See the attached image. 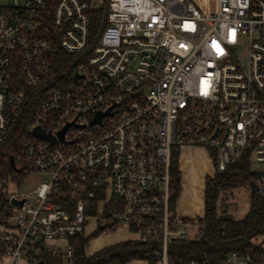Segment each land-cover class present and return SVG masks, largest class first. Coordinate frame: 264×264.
Instances as JSON below:
<instances>
[{"label":"built area","instance_id":"obj_1","mask_svg":"<svg viewBox=\"0 0 264 264\" xmlns=\"http://www.w3.org/2000/svg\"><path fill=\"white\" fill-rule=\"evenodd\" d=\"M206 1L214 9L194 0L0 4V144L33 90L41 101L30 140L12 157L16 172L49 176L31 196L8 195L4 264L39 254L74 264L71 241L87 215L159 243L151 256L168 264V242L190 239L195 223L169 208L170 158L182 147L213 148L215 173L248 154L252 192L264 198V0ZM240 35L245 69L232 52ZM57 53L70 58L69 73ZM37 127L54 142L35 137ZM223 264H264V254L231 251Z\"/></svg>","mask_w":264,"mask_h":264},{"label":"trees","instance_id":"obj_2","mask_svg":"<svg viewBox=\"0 0 264 264\" xmlns=\"http://www.w3.org/2000/svg\"><path fill=\"white\" fill-rule=\"evenodd\" d=\"M57 55L61 72L69 73L73 65L70 63L67 66L65 62L70 58L62 53H57ZM40 101L33 90H28L23 113L18 117H13L7 136L0 144V225L6 224L11 214V205L8 203V183L11 181L21 183L25 177L12 169L9 157H15L21 143L30 140L26 127L31 122L35 108ZM178 155L177 149L172 151L169 167V189L171 191L169 208L172 211H174L175 199L180 190ZM255 175L256 173L251 170L249 156L245 154L236 163L228 166L224 172H214L212 176L205 177L202 217L181 219L191 223L195 222L197 233L187 240L172 239L168 242V264H187L192 260L207 264H223L225 257L231 251L249 254L254 258L264 254V249L253 241L257 236L264 234V198L252 192L247 212L238 219L223 212L217 213L219 194L235 189L246 182L252 184ZM90 208L88 213L94 214L95 203H92ZM108 215V207L105 206L102 216L107 217ZM102 230L98 228L95 235L101 233ZM129 230L134 231L132 228ZM71 243L73 244L74 264H127L131 261H145L153 264L156 259L151 256V253L160 249L159 243L151 240L133 239L117 242L91 256H86L85 248L88 239L85 236H79ZM0 259H2L1 252ZM32 261L34 264H61L59 258L45 254L33 256Z\"/></svg>","mask_w":264,"mask_h":264},{"label":"rangeland","instance_id":"obj_3","mask_svg":"<svg viewBox=\"0 0 264 264\" xmlns=\"http://www.w3.org/2000/svg\"><path fill=\"white\" fill-rule=\"evenodd\" d=\"M202 7L206 8L208 5L210 9H214L212 2L206 0H194ZM13 0H0V4H11ZM233 56L236 63L246 68L248 58V37L247 35H240L238 37L237 44L233 47ZM179 158L183 161L182 172L184 178L180 183L179 193L175 199L174 210L176 212L180 208L190 207L196 214L201 213V182L204 174L214 173L213 166V148H201V147H182L178 149ZM252 168H257V165H252ZM49 176L46 174L32 173L26 175L21 183L11 181L8 183L7 188L9 194H13L18 198L25 196H31L32 191L42 183H48ZM252 194V186L246 182L241 184L239 187L223 191L218 196L217 201V213L222 212L233 216L234 218H241L247 212L249 207V200ZM189 202H193L194 206L190 205ZM19 213V211H18ZM177 216V215H176ZM179 218V217H178ZM86 223L84 226V236L88 239L87 246L85 248V255L91 256L93 253L100 251L112 244L128 239H136L138 234L128 229L127 226L120 224L114 228L106 227V221L100 216L87 215ZM13 222L12 219L9 221ZM98 228L103 229L101 233L95 235ZM197 233V225L194 223L188 229V238H192ZM26 259L23 258L21 264H25ZM0 264H4V261L0 259ZM128 264H147L143 261H132ZM153 264H159L154 262Z\"/></svg>","mask_w":264,"mask_h":264},{"label":"crops","instance_id":"obj_4","mask_svg":"<svg viewBox=\"0 0 264 264\" xmlns=\"http://www.w3.org/2000/svg\"><path fill=\"white\" fill-rule=\"evenodd\" d=\"M183 163L184 162L180 160L179 155H178V168H179V171H180V183L183 181V178L185 176V175H183V172H182ZM213 174L214 173L212 172L211 174H204L202 176L201 191H200L201 202H202L201 213L196 214L193 209L192 210L190 209V207H188V208L187 207H185V208L182 207L177 212H176V210H174V213H175V215H177V217H179L180 219H182V218L183 219L184 218L185 219H194L196 217H202V215H203V183H204V179H205L206 176H212ZM181 186L182 185L180 184V188H182ZM189 204L192 205V206L195 205V204H193V202H189ZM133 239H128V240H133ZM253 241L256 244H259L262 249H264V234L257 236ZM143 262H145V261H143ZM145 263H147V262H145Z\"/></svg>","mask_w":264,"mask_h":264},{"label":"water","instance_id":"obj_5","mask_svg":"<svg viewBox=\"0 0 264 264\" xmlns=\"http://www.w3.org/2000/svg\"><path fill=\"white\" fill-rule=\"evenodd\" d=\"M102 116H103V115H100V114L96 115V117L91 121V123L98 122ZM63 132H64V131H62V132L60 133V135H59V136H60V139H62ZM32 134H33L35 137L39 138V139H42V140H46V141H48L49 143H53V142H54V139H53L49 134H45V133H44L42 130H40V128H38V127L35 128V129H33ZM9 162H10V165H11L12 169L16 172L17 170H16V168H15V166H14V161H13V157H12V156L9 157ZM23 202H24L23 199H21V200H16V199L12 198V199L10 200V203H11L12 205H14V206H18V207H21L22 204H23Z\"/></svg>","mask_w":264,"mask_h":264}]
</instances>
